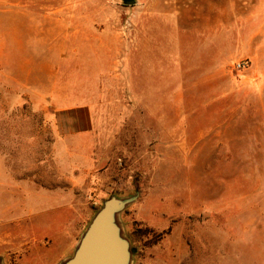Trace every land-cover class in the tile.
Segmentation results:
<instances>
[{"label":"rangeland","instance_id":"1","mask_svg":"<svg viewBox=\"0 0 264 264\" xmlns=\"http://www.w3.org/2000/svg\"><path fill=\"white\" fill-rule=\"evenodd\" d=\"M263 45L264 0H0V151L16 177L32 165L33 185L56 184L52 113L89 105L90 216L136 195L128 236L135 220L170 229L148 248L130 237L134 264H264V101L234 87ZM23 207L0 198L15 248Z\"/></svg>","mask_w":264,"mask_h":264},{"label":"crops","instance_id":"2","mask_svg":"<svg viewBox=\"0 0 264 264\" xmlns=\"http://www.w3.org/2000/svg\"><path fill=\"white\" fill-rule=\"evenodd\" d=\"M234 87L239 92L241 88H249L259 101H264V45L258 48L243 77L235 80ZM52 117H55L53 128L57 134L56 157L67 163V173L57 175L56 184L33 185L32 165L28 177H16L0 151V198L23 199L22 217L30 231L25 234V243L20 248H15L7 235H0V256L4 264H59L74 254L81 234L92 218L93 206L86 199V176L83 174L94 163L93 112L89 105L83 104L57 109ZM42 210L55 211L60 217L52 219L42 215L37 222L34 217ZM6 220L7 211L1 210L0 229L5 227ZM136 263L149 264V261L140 258Z\"/></svg>","mask_w":264,"mask_h":264},{"label":"water","instance_id":"3","mask_svg":"<svg viewBox=\"0 0 264 264\" xmlns=\"http://www.w3.org/2000/svg\"><path fill=\"white\" fill-rule=\"evenodd\" d=\"M127 6L136 4L137 0H123ZM136 195L118 197L111 196L104 200L101 208L92 216L74 254L66 257L59 264H134L137 249L128 236L121 219V213L131 204ZM123 224V229L119 228ZM126 235L119 241V234ZM0 264H4L0 256Z\"/></svg>","mask_w":264,"mask_h":264},{"label":"trees","instance_id":"4","mask_svg":"<svg viewBox=\"0 0 264 264\" xmlns=\"http://www.w3.org/2000/svg\"><path fill=\"white\" fill-rule=\"evenodd\" d=\"M169 232L170 229L157 233L154 228L146 225L143 226L140 221L135 220L133 222V229L129 232V235L133 241H143L144 247L148 248L161 241Z\"/></svg>","mask_w":264,"mask_h":264},{"label":"built area","instance_id":"5","mask_svg":"<svg viewBox=\"0 0 264 264\" xmlns=\"http://www.w3.org/2000/svg\"><path fill=\"white\" fill-rule=\"evenodd\" d=\"M249 66V63L247 61H239L236 63L235 68L237 70H243L246 69Z\"/></svg>","mask_w":264,"mask_h":264}]
</instances>
